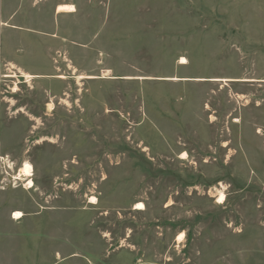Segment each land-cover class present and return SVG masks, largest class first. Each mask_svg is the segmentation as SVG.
Segmentation results:
<instances>
[{"label": "rangeland", "instance_id": "1", "mask_svg": "<svg viewBox=\"0 0 264 264\" xmlns=\"http://www.w3.org/2000/svg\"><path fill=\"white\" fill-rule=\"evenodd\" d=\"M0 264H264V0H0Z\"/></svg>", "mask_w": 264, "mask_h": 264}, {"label": "bare ground", "instance_id": "2", "mask_svg": "<svg viewBox=\"0 0 264 264\" xmlns=\"http://www.w3.org/2000/svg\"><path fill=\"white\" fill-rule=\"evenodd\" d=\"M56 11H62V12H73L75 11V6L73 4H70V3H59L57 6H56ZM187 60L184 56H181L180 57V60H179V63H185ZM20 74L26 78V80L30 79L32 77V74H29L27 72H24V71H20ZM15 76V73H11V74H5V77H14ZM103 76V75H102ZM58 77L60 78H64V75H58ZM78 77H91L90 75H78ZM166 78V77H165ZM170 79H177V77H169ZM215 79H222V78H213V80ZM17 86L15 85L14 88H16ZM52 104V103H51ZM50 105V104H49ZM181 159H186V152H183L180 156H179ZM25 165H29V169H25ZM10 168V167H9ZM32 175V167L30 164L28 163H25L23 166H21L17 172H15L13 174V179L14 180H23L24 182V187L26 189H30L33 187V181L32 179L30 178V176ZM221 195H223L224 199H225V195L222 191H218V195H217V199H216V203H223L224 200L221 202L220 201V197ZM88 202L89 203H92V204H95L96 203V197L95 196H91L89 199H88ZM137 204H142V202H136V205ZM135 205V209H143L144 208V205L142 208H137ZM15 213H20L19 216H16ZM24 213L21 212L20 210H16L13 212V215H12V219H15V220H18V219H21L23 217ZM181 234L183 233H179L177 235V237H179ZM176 237V240L177 241H182V239H177Z\"/></svg>", "mask_w": 264, "mask_h": 264}, {"label": "snow or ice", "instance_id": "3", "mask_svg": "<svg viewBox=\"0 0 264 264\" xmlns=\"http://www.w3.org/2000/svg\"><path fill=\"white\" fill-rule=\"evenodd\" d=\"M29 167H30L29 165H25V169H26V170L29 169ZM223 200H224V197H223V195H221V197H220V201L222 202ZM136 207H137V208H142L143 205H142V204H137ZM15 215H16V216H19L20 213H15ZM177 239H183V234H181L179 237H177Z\"/></svg>", "mask_w": 264, "mask_h": 264}, {"label": "crops", "instance_id": "4", "mask_svg": "<svg viewBox=\"0 0 264 264\" xmlns=\"http://www.w3.org/2000/svg\"><path fill=\"white\" fill-rule=\"evenodd\" d=\"M58 5V3L55 5V13L56 14H65V13H69V12H62V11H56V6ZM22 71V70H21ZM24 71V70H23ZM24 72H26V71H24ZM27 73H29V72H27ZM29 74H31V73H29ZM13 215V214H12ZM12 215H10V218L12 219ZM24 216V215H23ZM9 217V216H8ZM12 220H14V221H16L15 219H12ZM19 220V219H18Z\"/></svg>", "mask_w": 264, "mask_h": 264}]
</instances>
